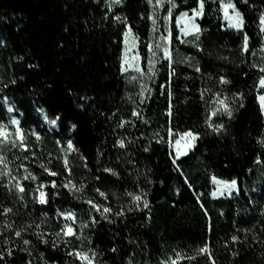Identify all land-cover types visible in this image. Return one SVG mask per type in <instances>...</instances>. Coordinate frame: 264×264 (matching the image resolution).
Wrapping results in <instances>:
<instances>
[{
  "label": "trees",
  "instance_id": "trees-1",
  "mask_svg": "<svg viewBox=\"0 0 264 264\" xmlns=\"http://www.w3.org/2000/svg\"><path fill=\"white\" fill-rule=\"evenodd\" d=\"M174 1L191 63L160 57L143 90L121 57L129 25L148 70V0H0V264H264V0H233L238 30L218 0ZM201 3L192 47L176 19Z\"/></svg>",
  "mask_w": 264,
  "mask_h": 264
},
{
  "label": "rangeland",
  "instance_id": "rangeland-1",
  "mask_svg": "<svg viewBox=\"0 0 264 264\" xmlns=\"http://www.w3.org/2000/svg\"><path fill=\"white\" fill-rule=\"evenodd\" d=\"M123 0H107V4L112 9L116 8L117 5L121 4ZM221 4V10L223 18L226 20L227 27L233 30H238L243 27L244 19H242V14L236 8L233 0H218ZM151 6V21L153 23L151 30V38L147 41V68L144 69L142 50L140 49V38L136 33L127 25L124 33V42L121 57V68L124 73H130L137 77L140 82H142V89H146L148 85L149 78L154 74L157 69L156 63L160 57L167 58L171 63H191V57L184 53H181L177 47H173L171 44L172 38V21L171 15L176 10V5L174 0H148ZM234 5V8L228 9V16L231 19L225 18L224 6L226 4ZM204 9V5H203ZM203 9L200 15H196L194 20V10L200 11V7L193 9L192 11H183L177 15L176 26L178 28V38L181 42L199 47V32H200V18L203 14ZM187 13V17L182 14ZM236 13H239V19L242 21L240 26L232 27L230 24L236 23ZM261 31L264 34V15L261 17ZM193 24L195 27H193ZM198 29V31H197ZM159 45V47H157ZM247 47V46H246ZM254 63L260 68L264 69V40L260 50L254 56ZM264 72V71H262ZM264 80V76L261 78ZM261 80L259 83L260 96L264 95V86L261 85ZM261 109L264 113V106L261 105ZM5 124H0V131L6 133V136L0 135V140L9 139L11 137V131ZM163 138V135L161 134ZM192 142L185 136L181 139L179 144L173 145V148L177 150L179 154L188 151L191 148ZM234 180H224L214 173L210 175V185L212 187L211 195L216 198H225L227 196H233L238 193V186L235 181V186H232ZM208 255H210V248L208 249Z\"/></svg>",
  "mask_w": 264,
  "mask_h": 264
},
{
  "label": "snow or ice",
  "instance_id": "snow-or-ice-1",
  "mask_svg": "<svg viewBox=\"0 0 264 264\" xmlns=\"http://www.w3.org/2000/svg\"><path fill=\"white\" fill-rule=\"evenodd\" d=\"M116 2L118 3L119 0H116ZM229 8H234V5H232V4L229 3V4H226V5L224 6V13H225V18H226V19H231V18L228 16V9H229ZM202 9H203V3L200 4V11H195V10H194V16H193V18H192L193 20H194V18H195L196 15H200V14H201ZM182 15L185 16V17H187V13H184V14H182ZM241 23H242V21L239 19V13H236V23L230 24V26H232V27H238V26H240ZM193 27H195L194 24H193ZM197 31H198V29H197ZM157 47H159V45H157ZM262 71H264V69H262ZM261 85L264 86V80H261ZM259 99H260V101H261V105L264 106V95L260 96ZM221 103H223V101H221ZM9 111H11V109H9ZM228 114L231 115L230 112H229ZM13 123H16V121H13ZM52 123L55 124V120H53ZM0 135H4V136H6V133H3L2 131H0ZM185 136H187V137H189V138H191V139H195V137H194L191 133H186ZM20 139L22 140V137H20ZM182 139H183V137H182ZM177 144H179V141H177ZM13 146H15V142H13ZM69 147H71V144H69ZM51 174L54 175L55 173H51ZM17 186L19 187V185H17ZM232 186H233V187L235 186V181L232 182ZM19 190H20V191H23V188H20ZM43 195H44L43 192H41V200H40L41 203H44V202H45L44 199H43ZM134 199H135V200H139L140 197L137 196V197H134ZM145 205H146V202H145ZM104 211H105V212H108V211H110V210L107 209V208H105ZM66 228H67V231L65 232L66 235H72V234H74V233L72 232L71 227L66 226ZM16 235L19 236L20 233L18 232V233H16ZM234 239H235V238H234ZM25 243H27V241H25ZM201 251H206V249H201ZM76 255H77V256H81L80 253H76ZM82 259L87 260L88 257H87V256H83Z\"/></svg>",
  "mask_w": 264,
  "mask_h": 264
},
{
  "label": "built area",
  "instance_id": "built-area-1",
  "mask_svg": "<svg viewBox=\"0 0 264 264\" xmlns=\"http://www.w3.org/2000/svg\"><path fill=\"white\" fill-rule=\"evenodd\" d=\"M171 134L172 132H169V137L164 139L161 137V133H159L157 136H156V139H155V142L156 143H168L170 147H172L173 145V142H171ZM164 141V142H163Z\"/></svg>",
  "mask_w": 264,
  "mask_h": 264
}]
</instances>
